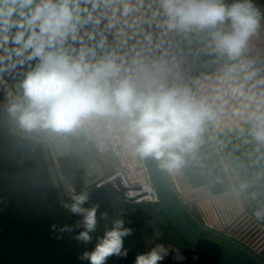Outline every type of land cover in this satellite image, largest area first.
I'll return each mask as SVG.
<instances>
[{
	"label": "clouds",
	"instance_id": "obj_1",
	"mask_svg": "<svg viewBox=\"0 0 264 264\" xmlns=\"http://www.w3.org/2000/svg\"><path fill=\"white\" fill-rule=\"evenodd\" d=\"M143 8L144 0H0V82L4 73L28 67L17 95L7 97L10 118L26 132L58 136L103 122L118 130L133 156L172 173L197 153L232 98L244 101L243 111L233 114L244 125L239 134L257 153L264 151V67L248 58L261 19L252 0H156L150 25L164 36L207 33L209 54L224 61L211 94L184 83L175 58L150 36L129 49L128 42L143 34ZM70 198L69 211L82 217L74 227L84 229L75 239L88 243L99 206L84 207L87 192L73 190ZM254 214L264 220V203ZM131 234L116 219L80 259L105 264L110 256L126 257L124 238ZM168 254L156 244L135 264H160Z\"/></svg>",
	"mask_w": 264,
	"mask_h": 264
},
{
	"label": "water",
	"instance_id": "obj_2",
	"mask_svg": "<svg viewBox=\"0 0 264 264\" xmlns=\"http://www.w3.org/2000/svg\"><path fill=\"white\" fill-rule=\"evenodd\" d=\"M7 91L0 82V264H90L81 260L91 252L99 238L122 219L132 234L124 238L128 255L110 256L105 264H135L138 254L147 252L164 239L170 260L160 264H206V256L228 264H264L233 242L197 225L182 208L164 170L157 161L142 159L156 202H134L120 179L110 177L86 191L90 208L98 205L96 229L84 243L75 239L83 227L82 219L69 211L70 198L61 196L55 185L41 141L14 132L6 111ZM106 213V217L101 214ZM57 225L53 231L51 225ZM64 225L72 232L60 233ZM59 237V238H58ZM211 239H215V242ZM196 251L193 256L185 247Z\"/></svg>",
	"mask_w": 264,
	"mask_h": 264
},
{
	"label": "crops",
	"instance_id": "obj_3",
	"mask_svg": "<svg viewBox=\"0 0 264 264\" xmlns=\"http://www.w3.org/2000/svg\"><path fill=\"white\" fill-rule=\"evenodd\" d=\"M234 0H225L226 4ZM261 13L260 29L250 43L248 58L264 67V0H252ZM156 0H144L142 35L128 42L129 49L137 48L145 35L154 43L162 44L179 65L183 82L202 94H211L224 61L209 54L206 45L207 33H192L187 36L169 34L164 36L151 23ZM111 40L112 37L110 36ZM126 49L124 54H128ZM28 70L17 68L4 73L7 97L17 95V85ZM244 101L227 99L225 115L217 127H210L205 143L194 156L186 158L183 168L165 175L184 211L200 227L232 242H237L233 227L236 219L247 225L264 230V220L254 214L257 206L264 203V151L257 153L255 145L245 143L238 132L239 118L233 114L242 112ZM10 117V116H9ZM11 129L19 134L41 141L52 177L59 194L71 197L86 192L106 181L113 171L110 155L99 157L84 141L81 131L72 135H53L43 132H26L10 118ZM109 158V161L107 159ZM71 199V198H70ZM232 236V237H230ZM237 240H235V238ZM254 252L253 250H250ZM254 254L261 258V254Z\"/></svg>",
	"mask_w": 264,
	"mask_h": 264
},
{
	"label": "built area",
	"instance_id": "obj_4",
	"mask_svg": "<svg viewBox=\"0 0 264 264\" xmlns=\"http://www.w3.org/2000/svg\"><path fill=\"white\" fill-rule=\"evenodd\" d=\"M80 131L85 143L91 147L95 155L99 157L110 155L113 158L114 168L110 177L119 178V181L128 188L125 192L126 197L133 199L134 202L148 201L155 206L156 197L143 160L133 156L123 147L118 130L115 127L109 129L103 122H95L86 125Z\"/></svg>",
	"mask_w": 264,
	"mask_h": 264
},
{
	"label": "rangeland",
	"instance_id": "obj_5",
	"mask_svg": "<svg viewBox=\"0 0 264 264\" xmlns=\"http://www.w3.org/2000/svg\"><path fill=\"white\" fill-rule=\"evenodd\" d=\"M107 161H109V158L107 159ZM235 222L236 224L233 227V230L235 229L234 233L237 234L235 235V237L239 238V240H237L235 237L234 238L235 240H237L238 244L240 243L250 250H253L255 253L261 254V258H264V230L256 227L255 225H247L238 218ZM156 244H163L167 249L169 247L165 242L161 240L156 241ZM155 245H153L152 247H154Z\"/></svg>",
	"mask_w": 264,
	"mask_h": 264
},
{
	"label": "flooded vegetation",
	"instance_id": "obj_6",
	"mask_svg": "<svg viewBox=\"0 0 264 264\" xmlns=\"http://www.w3.org/2000/svg\"><path fill=\"white\" fill-rule=\"evenodd\" d=\"M217 235V234H216ZM219 236V235H218ZM221 237V236H220ZM223 238V237H222ZM225 239V238H224ZM161 241H163V242H165L164 241V239H160ZM211 240H213V241H215V242H218L217 240H215V239H211ZM226 240H228V239H226ZM228 241H230V240H228ZM230 242H232V241H230ZM218 243H220V242H218ZM233 243H235V244H237V245H240L242 248H244L245 250H247L249 253H251L252 255H254L256 258H258L255 254H254V252H252V251H250V249L249 248H247L246 246H244V245H241L240 243L238 244V243H236V242H233ZM156 244V243H155ZM220 244H223V243H220ZM183 245H184V247L189 251V252H191V254L193 255V256H195V255H197V253H196V251H194L193 249H191L189 246H186V244H184L183 243ZM168 250H169V248H168ZM261 262H264V261H262L260 258H258ZM164 260H170V254H168L166 257H165V259ZM164 260H162V261H164ZM199 260H200V262H202V263H206V264H228L227 262L226 263H224V262H222V261H219V260H216V259H213V258H210V257H206V256H203V257H201V258H199Z\"/></svg>",
	"mask_w": 264,
	"mask_h": 264
}]
</instances>
